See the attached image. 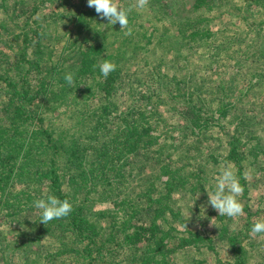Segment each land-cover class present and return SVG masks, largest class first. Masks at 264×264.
Returning a JSON list of instances; mask_svg holds the SVG:
<instances>
[{"label":"trees","instance_id":"trees-1","mask_svg":"<svg viewBox=\"0 0 264 264\" xmlns=\"http://www.w3.org/2000/svg\"><path fill=\"white\" fill-rule=\"evenodd\" d=\"M118 3L132 7L127 28L87 0H0V218L16 232L4 262L263 259L250 226L264 208L249 200L264 108L248 93L264 87V0ZM104 59L116 65L107 77ZM226 162L243 186L236 218L203 208ZM48 194L72 211L43 224L31 205Z\"/></svg>","mask_w":264,"mask_h":264},{"label":"clouds","instance_id":"clouds-1","mask_svg":"<svg viewBox=\"0 0 264 264\" xmlns=\"http://www.w3.org/2000/svg\"><path fill=\"white\" fill-rule=\"evenodd\" d=\"M87 5L93 7L95 12L108 24L120 25V29L127 28L129 24V15L132 7H124L118 3V0H87ZM146 0H136L135 7L144 8ZM104 24V23H101ZM130 31V29H129ZM100 74L107 77L108 74L115 70L116 65L104 59L98 65ZM64 80L73 84V74L66 73ZM243 192V186L240 183L234 165L226 162L216 175V182L213 188L207 193V204L203 207L211 206L219 216L236 218L243 212V206L238 197ZM199 195V194H198ZM39 212V222L47 224L49 221L68 216L72 211V203L67 199H60L53 194H48L46 198H37L32 201L31 205ZM251 234H264V218H257L250 226Z\"/></svg>","mask_w":264,"mask_h":264},{"label":"rangeland","instance_id":"rangeland-1","mask_svg":"<svg viewBox=\"0 0 264 264\" xmlns=\"http://www.w3.org/2000/svg\"><path fill=\"white\" fill-rule=\"evenodd\" d=\"M61 42L62 41H60V43ZM4 51H7V50L4 49ZM43 56L46 57V54ZM177 61H178V65L181 64L180 63V57L178 58ZM245 62H244V64H245ZM173 68H174V65L170 62L166 67V71L167 72L168 71H174ZM262 91L264 92V87L261 88L260 86H258V88H256V92H254V90L253 91L251 90V92L248 93L253 97V103H257L258 105H260V109L264 108V106H262V104H264V96H262V94H261ZM263 121H264V118H263ZM200 145L201 146L197 149V155L199 158H203L202 152L206 151L208 144L201 142ZM257 163L264 168V157L260 158V160L258 159ZM259 177H261V176H259ZM261 179H262V182L259 185L260 189H257V190L255 189L254 193H256V196L251 197V200H249V206L252 208L253 214L258 209V207L264 208V189H263L264 188V171L262 173ZM177 203L179 205H181V207H183V209H187V203H186L185 199L180 198ZM9 220L10 219H6L4 217L0 218V264H7V262H4L2 257L7 258L6 257L7 253L9 254L10 252H12V253L14 252L13 246H14L15 239H16V237L14 235L16 234V232L12 228V226H10ZM210 224H211L210 222H208V224L206 222V224L204 223V224H199V225L197 223H194V224H190V227H195V228L198 227L200 229L205 228V229L209 230L211 228ZM9 227H11V228H9ZM263 236L264 235H261V234L260 235L253 234V237L257 240L256 242H254V246L262 245V247H264V237ZM202 251L204 254H207V250L203 249ZM261 251H262L261 256L264 257V248ZM14 256H15V254L13 255V257ZM261 258L262 257H260V258L255 257V259H258V260H250V262L248 264H259V262L264 264V261H263L264 258L263 259H261ZM14 259H16V257H14Z\"/></svg>","mask_w":264,"mask_h":264}]
</instances>
